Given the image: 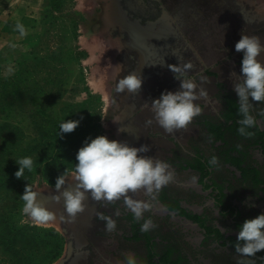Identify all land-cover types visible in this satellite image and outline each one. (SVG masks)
<instances>
[{"label": "rangeland", "instance_id": "1", "mask_svg": "<svg viewBox=\"0 0 264 264\" xmlns=\"http://www.w3.org/2000/svg\"><path fill=\"white\" fill-rule=\"evenodd\" d=\"M181 2L148 1L149 5L163 6L171 19L154 27L144 22H120L124 17L118 0H48L41 21L16 41V47L0 52V264H58L66 256L70 241L73 253L67 264H123L126 252L143 259V264H238L241 260L264 264L254 256L241 257L233 247L227 251L213 238L204 239L199 228L176 222L179 219L170 218L162 207L161 201L179 198L204 214L211 226L236 234L238 226L205 206L201 191L208 188L204 181L209 177L218 186L215 193L224 207L238 210V222L264 214V154L257 145L261 137L258 133L250 138L240 136L238 127L230 126L232 122L225 126L228 115L238 106L230 73L240 75L243 53L235 51V44L243 33L259 37L264 45V0H189L188 10L176 14L175 6ZM259 59L264 61V53ZM179 61L192 62L188 75L196 77L198 84L200 76L206 78L202 86L209 98L197 101L203 112L187 132L170 135L155 122L146 124L152 113L143 105L166 90L179 89L180 82L168 68ZM116 65L123 66L119 76ZM130 72L142 75L140 93H117L118 79ZM249 102L254 108L251 114L262 125L264 116L259 113L264 102L252 101L251 97ZM67 120L85 122L68 133L69 137L85 135L86 140L103 135L126 141L131 147L148 145L150 151L142 155L171 165L176 179L160 191L156 205L165 215L155 208L145 213L157 225L147 234L148 240H155L153 246L145 235L138 239L135 220L124 210L122 201L102 207L89 197L75 223L59 220L60 215L67 216L63 198L58 203L52 199L58 194L55 184L49 183L55 175L37 174L54 147H35L33 138L37 135L29 134L34 133L36 123L45 127L56 124L59 130V123ZM11 122L29 125L23 142ZM222 124L226 128L223 135L218 132ZM119 128L128 134L118 132ZM195 155L207 163L210 157H218L219 168H211L209 174L200 169L184 171L181 164L188 160L195 165ZM24 157L33 159L34 170L17 179L12 166L18 171L16 161ZM6 163H10L9 170ZM255 167L259 170L254 171ZM73 173H64L66 189L75 187ZM27 184L40 191L38 201L57 215V221L34 223L22 212L24 201L15 206L16 193ZM209 193L215 195L211 189ZM137 198L145 197L141 194ZM117 208L121 215L113 216L116 232L106 233L96 213L112 215ZM150 246L159 256L153 262ZM260 256L264 257V250ZM160 257L161 263H157Z\"/></svg>", "mask_w": 264, "mask_h": 264}, {"label": "clouds", "instance_id": "2", "mask_svg": "<svg viewBox=\"0 0 264 264\" xmlns=\"http://www.w3.org/2000/svg\"><path fill=\"white\" fill-rule=\"evenodd\" d=\"M16 28L21 35L25 34L22 24L17 23ZM120 49H116L120 51ZM235 51L242 52L240 75L230 73L233 82V90L238 97V114L241 117L237 123V133L250 138L253 133L248 131L256 126L257 121L251 114L253 105L249 97L255 102H264V61L259 57L264 53V45L257 36H249L241 33L239 41L235 44ZM117 75L123 71L122 65H116ZM169 70L174 74V79L180 82L179 89L175 92H162L159 98L149 104L144 102L143 107L149 109L152 117L146 121L147 125L153 122L162 128L166 134L173 135L178 131L187 132L193 120L200 116L203 108L197 101L208 100V92L202 86L205 77L200 76V84L196 77L189 76L188 72L193 69L191 61L168 65ZM199 75V74H197ZM143 84L142 75L130 72L122 79H118L115 91L117 93H140ZM217 104L220 101H216ZM259 115L264 116V109ZM79 120H67L59 126V136L72 133L78 126ZM118 132L127 133L119 128ZM128 134V133H127ZM211 142V138H209ZM150 151L148 145L139 148L131 147L128 143L116 140H109L106 136L87 138L83 146L77 151L74 166V188L66 189L65 174L59 175L55 180V192L53 201H64V213L59 220L67 223H75L78 214L85 211L89 199L98 202L102 207L113 205L122 201L123 208L130 212L136 222L143 223L140 226L141 233L149 232L157 227L151 217H145V213L151 212L158 203L160 191L173 183L176 173L171 165L154 156L142 155ZM19 170L14 173L20 179L25 170L32 172L35 162L31 157H24L16 161ZM219 159L216 156L209 158L210 168H219ZM192 181H196L193 176ZM40 191L34 190L28 184L21 196L24 201L22 212L34 223L45 224L57 221V215L49 211L38 201ZM144 199H138L140 195ZM97 219L104 223L106 233L116 232L117 222L115 217H120L121 210L117 208L112 215H105L97 212ZM218 226V225H217ZM222 232L228 230L220 228ZM234 252L241 257H253L256 253L264 250V214L254 219L245 220L240 227L236 243L232 245ZM121 264V262H117ZM123 264H138L136 255L131 252L124 253ZM238 264H245L243 260ZM248 264H254L249 261Z\"/></svg>", "mask_w": 264, "mask_h": 264}, {"label": "flooded vegetation", "instance_id": "3", "mask_svg": "<svg viewBox=\"0 0 264 264\" xmlns=\"http://www.w3.org/2000/svg\"><path fill=\"white\" fill-rule=\"evenodd\" d=\"M118 1L120 4V9L123 13L124 20H126L130 23L141 24L144 22V23L152 24V25H154V27H156L159 24L168 23L171 21L169 15L167 13V10H165L163 6L158 4L157 7H155V6L147 4L148 1H150L152 4H157L156 2H158V0H118ZM188 3H189V0H182L181 5L175 6V10H178L176 14H180V12L184 11L185 9L188 10V8H187V6H189ZM262 123L263 124L261 125L257 122L256 127H257L258 131L256 130V127L252 128V129H248V131H251L253 134H255V133L259 134L261 139L257 142V145L261 148V150L263 151V154H264V120H262ZM230 124H231V122H230ZM225 129L226 128L220 127L218 129V132L221 135H223V133H225V131H226ZM193 159L195 160V163H196L195 165H192L191 163H189L188 160H186V161H184L185 163L181 164V168L184 171H186V170L187 171H197L198 169H200V171L206 172L207 174L211 173L210 172L211 168L209 167V165L205 159H201L197 155H195ZM240 160H241V158H239V161ZM244 165L245 164H242L241 167H243ZM255 170H259V168L255 167L254 171ZM206 178H208V179H205L204 183L209 184V185H207V187L209 189L203 187L204 189H203V191H201V193L205 196V203H207V205H205V206H208L212 209H216V211L218 212L217 213L218 217H221V218L228 217L230 222H232L236 226H238L237 231H239L240 227L242 226V224L244 222L242 223V222L237 221L238 210L232 211V209L229 207L225 208L224 207L225 205L222 202L221 197L219 195H216V193H215L218 186L214 185L213 181L209 180V177H206ZM210 189H211L212 193H215L214 196H213V194L209 195ZM161 202L164 203L163 204L164 206H162V207L164 208L165 214L169 215L170 218L174 217V218L179 219V220H177V221L175 220V221L186 226V227H194V228L197 227V228H199L202 231V234H203L202 237L204 239L213 238L217 245H221V243H222L227 248V251L229 250L228 248L231 249L232 245H234L236 243L238 232L236 234L235 233L234 234H228V233L222 232V230L220 229L219 226H211L210 224L207 223L208 220H206V217L204 214L192 209L189 205L185 204L181 199L171 198L169 200V203H165L163 201H161ZM158 203H159V201H158ZM155 209H156L155 211L157 213L160 210L159 207H157V206L155 207ZM166 211L172 212L174 214V216L167 213ZM161 212L163 214V211H161ZM159 214H160V212H159ZM165 214H163V215H165ZM165 218H167V217H163V219H165ZM141 224H142V221L139 223L135 221V228L137 229L138 239H141L140 237H144V235H145L147 238V241L150 242V244H152L151 246H153L155 240L154 239L148 240L147 234L150 231L146 232V233H141V231H140ZM209 227H210V229H209ZM151 246H150V249H151V254H152L153 251H152ZM260 252L256 253L254 255V257H256L259 260L260 259L264 260V257L260 256ZM157 258H159V256H157V254L153 253L152 257L150 259L153 262V260L156 261ZM160 258L161 259H159V261H157V263H159V262L161 263V260L163 257H160ZM137 261H138V264H143V259L139 258V259H137ZM166 262H167V259H166Z\"/></svg>", "mask_w": 264, "mask_h": 264}, {"label": "trees", "instance_id": "4", "mask_svg": "<svg viewBox=\"0 0 264 264\" xmlns=\"http://www.w3.org/2000/svg\"><path fill=\"white\" fill-rule=\"evenodd\" d=\"M240 118L241 117L238 114V106L236 105L235 108L233 109V112L228 115L225 121V126H227L229 122H232L230 126L239 127L237 121ZM79 124L83 125L85 124V122L80 121ZM11 126H13V128H15L16 131H19L20 133L19 138L23 142V139H25L23 137L28 136V134L26 136V133H27L26 128H28L29 125H26L25 127H23L19 123L11 122ZM221 127H224V124H222ZM47 128H52L53 131L49 133L48 131H46ZM33 130H34V133H31L29 135L30 136L37 135L36 137L33 138L35 141V147H38V146L50 147V144L54 147L50 156L44 161L43 166L41 165L40 168L39 167L37 168V171H38L37 174H40L41 177H43V173H44V176H46L47 174H54L55 179L51 180L49 183L55 184V180L59 175L63 173L67 174L71 171H74V166L76 163L75 157H76L77 151L80 147L83 146L86 136L84 135V136L78 137V136L71 135L72 137H69L67 136V134H62L61 136H59V130H56V124L55 126L54 124H49L48 126L45 127L43 123L42 124L36 123ZM256 130L258 131L257 127H256ZM19 138L16 140H19ZM12 142L16 143L15 140ZM69 149L71 150L70 152H68ZM5 168L9 170L11 168L10 163H6ZM50 169H52V173H47ZM8 170L6 172L7 175H9ZM14 170L15 168H13L12 166L11 172L15 173ZM17 170H19V167L17 168ZM27 171L28 170H25L24 173H26ZM24 188L25 187L20 188V190L16 193L15 206L18 205L20 201L22 200L21 196L23 195Z\"/></svg>", "mask_w": 264, "mask_h": 264}, {"label": "crops", "instance_id": "5", "mask_svg": "<svg viewBox=\"0 0 264 264\" xmlns=\"http://www.w3.org/2000/svg\"><path fill=\"white\" fill-rule=\"evenodd\" d=\"M47 7L48 0H0V52L16 47V41L25 38L32 26L41 21ZM17 23L23 25L24 35L16 28ZM165 24L168 23L160 25Z\"/></svg>", "mask_w": 264, "mask_h": 264}, {"label": "water", "instance_id": "6", "mask_svg": "<svg viewBox=\"0 0 264 264\" xmlns=\"http://www.w3.org/2000/svg\"><path fill=\"white\" fill-rule=\"evenodd\" d=\"M168 211V210H167ZM166 211V212H167ZM167 213H169V214H171L172 216H174V214L172 213V212H167ZM72 253H73V243L70 241V242H68V245H67V252H66V256L63 258V259H61L60 261H59V263L58 264H67V262L71 259V257H72Z\"/></svg>", "mask_w": 264, "mask_h": 264}, {"label": "bare ground", "instance_id": "7", "mask_svg": "<svg viewBox=\"0 0 264 264\" xmlns=\"http://www.w3.org/2000/svg\"><path fill=\"white\" fill-rule=\"evenodd\" d=\"M143 33H144V32H143ZM136 40H137V39H136ZM138 40H139V39H138ZM138 40H137V41H138ZM140 41H142V40L140 39ZM138 42H139V41H138ZM138 42H136V43H138ZM141 43H142V42H141ZM137 45H138V44H137ZM143 46H144V45H143ZM143 46H142V47H143Z\"/></svg>", "mask_w": 264, "mask_h": 264}]
</instances>
